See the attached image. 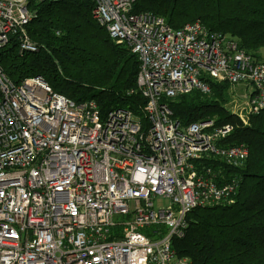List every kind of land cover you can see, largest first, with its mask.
Instances as JSON below:
<instances>
[{"label":"built area","instance_id":"built-area-1","mask_svg":"<svg viewBox=\"0 0 264 264\" xmlns=\"http://www.w3.org/2000/svg\"><path fill=\"white\" fill-rule=\"evenodd\" d=\"M31 1L0 0V50L17 38L21 53L39 51ZM93 1V20L140 62L149 128L132 111L104 116L94 100L61 96L40 76L17 85L0 65V264H192L172 241L190 212L232 203L241 182L203 161L238 169L250 151L224 143L233 125L184 127L165 101L210 95L209 79L252 88L230 108L247 125L264 110V62L201 22L172 29L135 13L136 0Z\"/></svg>","mask_w":264,"mask_h":264},{"label":"trees","instance_id":"trees-1","mask_svg":"<svg viewBox=\"0 0 264 264\" xmlns=\"http://www.w3.org/2000/svg\"><path fill=\"white\" fill-rule=\"evenodd\" d=\"M35 16L27 29L38 52L21 53L19 41L0 50L4 74L17 85L42 77L54 92L76 103L94 100L102 115L113 109L132 111L149 128L147 100L137 87L140 62L125 45L115 44L93 20V0L31 1ZM135 13L162 17L172 29L201 22L213 32L237 40L240 47L264 62V0H136ZM212 93L200 90L165 101L184 127L213 120L231 124L225 144L244 143L250 155L238 169L207 159L203 165L238 175L240 187L232 203L194 209L187 216L183 238L173 249L192 264H264V110L247 125L228 107L231 86L208 80ZM1 97V94H0Z\"/></svg>","mask_w":264,"mask_h":264},{"label":"rangeland","instance_id":"rangeland-1","mask_svg":"<svg viewBox=\"0 0 264 264\" xmlns=\"http://www.w3.org/2000/svg\"><path fill=\"white\" fill-rule=\"evenodd\" d=\"M261 55L264 58V49H261ZM235 88L237 89V91L235 92L233 89L231 90V99H230V103L228 104V107L233 109V110H237L242 107V103L240 105V102L238 101V98L236 95H238L240 92H244L245 90L248 91H252V88H250L249 90L246 89L245 86H235ZM240 105V106H239ZM117 220H125L124 218H122V216H120L119 218H117Z\"/></svg>","mask_w":264,"mask_h":264}]
</instances>
